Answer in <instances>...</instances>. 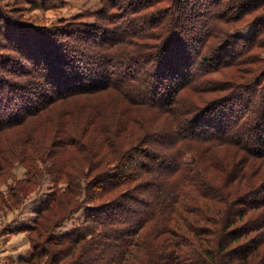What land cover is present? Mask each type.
Instances as JSON below:
<instances>
[{
  "label": "trees",
  "instance_id": "trees-1",
  "mask_svg": "<svg viewBox=\"0 0 264 264\" xmlns=\"http://www.w3.org/2000/svg\"><path fill=\"white\" fill-rule=\"evenodd\" d=\"M99 2L93 23L50 26L0 3V131L32 127L0 138L2 162H26V188L40 160L64 185L27 225L31 259L46 241L54 264H264V0ZM77 89L92 97L52 118Z\"/></svg>",
  "mask_w": 264,
  "mask_h": 264
},
{
  "label": "rangeland",
  "instance_id": "rangeland-1",
  "mask_svg": "<svg viewBox=\"0 0 264 264\" xmlns=\"http://www.w3.org/2000/svg\"><path fill=\"white\" fill-rule=\"evenodd\" d=\"M0 3L1 5H3L4 9L8 11H11L10 9L14 10L13 13H15L17 17H21L25 21H29L31 23L37 22L39 24H45L48 26L62 19L71 20L79 15L82 16L83 21L93 23L94 17L90 16L89 13H93L94 11L101 8V3L99 2V0H55L49 2L45 6H33L30 5V2H26L25 0H0ZM252 29L253 26L248 25L241 28V30H239L238 32L240 34L248 35ZM4 51L10 54L9 48H7V50L4 49ZM14 53L15 52H12L11 54ZM262 54L264 56V53ZM4 73L11 74L9 71H4ZM76 91L80 93L76 94V96H73L71 95V92L68 94L69 96L66 99L57 101L58 104L53 105L52 108H49V111L47 112L55 114L52 118H55V116L59 114V112H64L63 109H65V107H70V105L73 107V99L77 101L76 104H79L81 103V101L86 102V99L88 97H92L89 96V94H82V89H77ZM105 92H107V94ZM111 92L117 93L110 88L107 90H98L94 95L101 96V94H103L107 96H104V99L109 100V98L111 99L112 97ZM49 93H51V91L48 92V94ZM48 105H45L42 110H44ZM55 106L58 107L55 108ZM17 118H20L19 121H21L27 117L23 114V116H18ZM2 122L3 121H0V123ZM20 123L13 126H10L9 124V129L5 131L2 130L3 132L0 131V138H2V141L7 140L9 143L10 139H12V135L15 138L17 134L24 133L25 130H31L32 127L27 126L25 124V121ZM24 125H26L27 127H23ZM0 128L2 129V126H0ZM9 132L12 134L10 135V137H8L7 134ZM28 136L32 137L34 135L33 133H31ZM57 141L60 142V140ZM153 144V142L147 143L148 147L154 146ZM7 148L9 149L10 147ZM63 148L65 147L62 144H55L54 146V150L56 151L63 150ZM8 155H11L12 157H8L10 160L3 163L2 158L5 157V152L3 151L0 153V165L6 167L3 171H0V264H54L50 261L51 257H49L48 254L50 251H52L51 246L53 248L54 246H58L59 244L56 245L55 243H47L45 241V244L43 243L42 247L45 248L48 247L47 245H49V248H45V250L37 245L38 248H36L37 251L35 253V257L31 259V254L34 250V246L31 243L30 235L34 234L35 232L26 228L27 225H31L33 223L36 212L35 210L40 208L41 203L42 201H44L46 195L54 190L55 187H62L64 185H62V182L57 183L56 180H53L52 171L47 168L51 164L47 163L45 165V163L40 160L37 163L42 167V170L44 171L41 172L43 174V177L41 178L38 186L29 184L28 188H26V184L24 183V180L27 177L26 162L24 163L23 159H20V157H18L16 153L14 154L13 150H11ZM136 155H139V157H141L143 154L141 155V153L137 152ZM144 160L151 165L148 168L141 167L140 171L143 172V170H145V173L147 174H154V172L157 171L154 167L157 165L153 164V161L148 156H144ZM146 196L147 195H145V192L141 194V197L143 198ZM79 197L80 199H83V197H85V190L80 193ZM124 201L128 202V200ZM85 203L90 204V202ZM86 215L87 213H85L84 207L73 209L69 213V215L65 217L59 223V225L56 226V228H54L52 235H61L66 232H70L75 227H80L82 225L81 223L85 220ZM109 255L110 249L107 248L105 254H103V257L107 259ZM84 261L85 258H83V262ZM64 262H68V260H65Z\"/></svg>",
  "mask_w": 264,
  "mask_h": 264
}]
</instances>
